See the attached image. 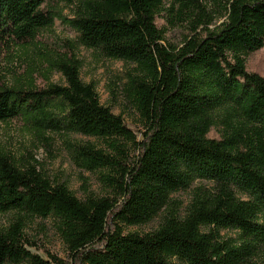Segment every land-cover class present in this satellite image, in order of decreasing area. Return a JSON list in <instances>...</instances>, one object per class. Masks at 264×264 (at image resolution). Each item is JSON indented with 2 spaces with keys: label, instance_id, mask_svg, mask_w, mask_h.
Returning a JSON list of instances; mask_svg holds the SVG:
<instances>
[{
  "label": "trees",
  "instance_id": "16d2710c",
  "mask_svg": "<svg viewBox=\"0 0 264 264\" xmlns=\"http://www.w3.org/2000/svg\"><path fill=\"white\" fill-rule=\"evenodd\" d=\"M204 1L0 0V52H32L44 73L64 80L38 86L31 61L25 76L0 84V122L101 142L70 148L109 192L78 199L0 146V214L16 216L0 229V264H62L26 250L27 218L54 220L69 264H249L264 245V77L246 70L264 48V0H224L219 17ZM55 20L77 33L79 46L130 67L123 93L141 130L80 80L75 43L42 52ZM168 27L184 29L179 45L167 41ZM212 129L217 138L208 137ZM197 180L211 189L196 188L179 217L171 196ZM160 212L155 231L125 233ZM228 231L237 237L223 239Z\"/></svg>",
  "mask_w": 264,
  "mask_h": 264
},
{
  "label": "rangeland",
  "instance_id": "374dc122",
  "mask_svg": "<svg viewBox=\"0 0 264 264\" xmlns=\"http://www.w3.org/2000/svg\"><path fill=\"white\" fill-rule=\"evenodd\" d=\"M205 5L217 17L224 13V0H205ZM63 15L69 17L70 9H64ZM218 20L215 25L220 22ZM158 28L165 25L161 18L157 19ZM42 39L45 47L42 52L63 53L59 45L61 42H73L76 45L74 56L80 63V80L85 84H93L101 105L111 109L116 116H121L127 128L139 131L141 126L138 117L131 106L126 102L123 93L125 83L124 76L129 66L123 63L104 58L97 51L86 50L77 44L78 35L70 27L55 20L50 31L43 32ZM165 37L173 45H179L185 37L183 28H167ZM35 67L34 81L38 86L47 84L63 85L64 80L55 73H44L47 65L39 60V56L32 52H25L21 49H8L0 52V84L10 86L16 78L25 76L29 63ZM246 70L264 77V48L252 53L246 59ZM209 138H217V132L212 129L208 134ZM141 137L138 136V139ZM94 144L99 148L104 145L92 139L60 132H45L37 135L28 130L20 120L0 122V146L17 160L28 162L38 167V170L52 182L64 183L78 199H83L85 191L99 196L107 197L108 190L99 181V175L88 173L80 168L74 161L71 145ZM134 154H131V157ZM133 158V157H132ZM211 189V184L206 181L197 180L186 191H180L171 196L172 203L177 209L179 217L185 213V208L190 202L193 191L196 188ZM163 212H160L151 222L136 226L127 227L126 234L144 235L158 229ZM13 214H0V229L6 228L14 219ZM55 222L52 218L38 219L27 218L24 224V239L27 244L26 250L30 254L39 257L44 262H51L50 257H55L62 264H69L67 250L55 230ZM223 239H235L236 232H223ZM93 251L101 249L99 244L90 247ZM21 264H28L23 262ZM51 264V263H50ZM249 264H264V245L256 255L249 261Z\"/></svg>",
  "mask_w": 264,
  "mask_h": 264
}]
</instances>
